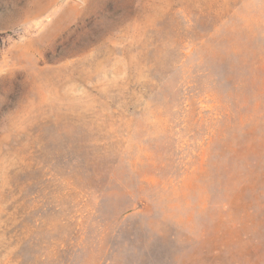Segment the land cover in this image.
Wrapping results in <instances>:
<instances>
[{
	"label": "rangeland",
	"instance_id": "374dc122",
	"mask_svg": "<svg viewBox=\"0 0 264 264\" xmlns=\"http://www.w3.org/2000/svg\"><path fill=\"white\" fill-rule=\"evenodd\" d=\"M0 264H264V0H0Z\"/></svg>",
	"mask_w": 264,
	"mask_h": 264
}]
</instances>
